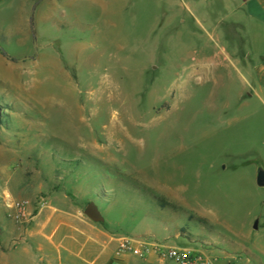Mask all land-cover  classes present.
Wrapping results in <instances>:
<instances>
[{"label":"rangeland","instance_id":"rangeland-1","mask_svg":"<svg viewBox=\"0 0 264 264\" xmlns=\"http://www.w3.org/2000/svg\"><path fill=\"white\" fill-rule=\"evenodd\" d=\"M29 1L22 33L15 14L0 24V183L15 200L93 203L116 240L264 247L262 132L245 73L205 64L224 44L202 22L211 0Z\"/></svg>","mask_w":264,"mask_h":264},{"label":"crops","instance_id":"crops-1","mask_svg":"<svg viewBox=\"0 0 264 264\" xmlns=\"http://www.w3.org/2000/svg\"><path fill=\"white\" fill-rule=\"evenodd\" d=\"M206 5L200 15L202 22L224 44L205 64L221 68L229 60L245 73L247 92L242 99H246L249 116L256 119L262 132L255 142L258 152L253 162L261 159L264 168V0H211ZM30 6L29 0H0V24H6L15 14L22 33ZM3 33L8 39L10 27ZM40 193L38 188L36 194ZM13 195L12 183H0V264H170L154 255L144 260L119 255L116 238L87 219L85 210L66 194L51 192L30 198L37 212L35 219L27 226L15 225L7 218L4 206L5 197L15 200ZM40 202L45 207L38 211ZM241 238L233 234L228 253L219 250L204 255L215 264H264L260 258L264 247L243 245Z\"/></svg>","mask_w":264,"mask_h":264},{"label":"built area","instance_id":"built-area-1","mask_svg":"<svg viewBox=\"0 0 264 264\" xmlns=\"http://www.w3.org/2000/svg\"><path fill=\"white\" fill-rule=\"evenodd\" d=\"M4 206L7 211V218L18 226L31 224L37 213L33 203L27 199L13 200L8 196L5 197ZM44 207L45 203L40 202L38 211ZM116 243L119 255H128L140 260L154 255L159 261L170 264H215L212 259L201 252L189 248L169 246L161 242L120 238L116 240Z\"/></svg>","mask_w":264,"mask_h":264},{"label":"water","instance_id":"water-1","mask_svg":"<svg viewBox=\"0 0 264 264\" xmlns=\"http://www.w3.org/2000/svg\"><path fill=\"white\" fill-rule=\"evenodd\" d=\"M255 184L259 189L264 188V168L261 163H256ZM84 216L95 224H101L104 221L98 208L93 203L87 205ZM254 229H256V227H254Z\"/></svg>","mask_w":264,"mask_h":264},{"label":"bare ground","instance_id":"bare-ground-1","mask_svg":"<svg viewBox=\"0 0 264 264\" xmlns=\"http://www.w3.org/2000/svg\"><path fill=\"white\" fill-rule=\"evenodd\" d=\"M122 124H123V123H122ZM122 124L119 126L120 129L118 128L119 130H117V131H129V128H126V129H125L124 126H123ZM133 124H134V123H133ZM134 125H135V124H134ZM127 127H128V126H127ZM132 127H133V126H132ZM117 131H116V133H119V132H117Z\"/></svg>","mask_w":264,"mask_h":264},{"label":"trees","instance_id":"trees-1","mask_svg":"<svg viewBox=\"0 0 264 264\" xmlns=\"http://www.w3.org/2000/svg\"><path fill=\"white\" fill-rule=\"evenodd\" d=\"M4 57V56H3ZM6 58V57H5ZM8 61H10V59L6 58Z\"/></svg>","mask_w":264,"mask_h":264}]
</instances>
